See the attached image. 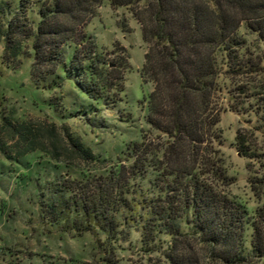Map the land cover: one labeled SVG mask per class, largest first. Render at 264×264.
<instances>
[{
    "label": "trees",
    "instance_id": "trees-1",
    "mask_svg": "<svg viewBox=\"0 0 264 264\" xmlns=\"http://www.w3.org/2000/svg\"><path fill=\"white\" fill-rule=\"evenodd\" d=\"M47 2L0 4V17L6 19L0 44L6 54L31 40L36 68L61 72L49 73L53 83L62 73L75 76L77 86L91 98L117 105L125 90L121 69L127 68L126 62H107L84 33L103 0ZM113 5L133 7L142 27L148 52L140 75L144 84L155 86L147 100L146 121L166 141L159 146L143 138L128 146L124 159L107 174L91 176L77 172L75 161H102L80 140L68 135L67 147L61 148L54 128L43 130L26 122L11 126L15 148L22 153L40 150L53 161L67 162L78 175L56 177L40 194L43 219L67 233L98 238L108 253L115 243L127 241L132 230L141 235L149 253L165 244L176 264H200L195 241L222 264H264V205L252 213L223 198L201 182L191 163L213 142L220 120L211 105L224 90L222 76L264 74V0H114ZM35 9L39 21L30 24ZM242 28L263 48L257 61L242 53L247 43ZM45 136L48 143L40 141ZM237 140L241 155L258 160L241 136ZM213 175L225 176L220 169H213ZM251 184L258 194L264 190V180ZM104 262L117 264L110 255Z\"/></svg>",
    "mask_w": 264,
    "mask_h": 264
},
{
    "label": "rangeland",
    "instance_id": "rangeland-1",
    "mask_svg": "<svg viewBox=\"0 0 264 264\" xmlns=\"http://www.w3.org/2000/svg\"><path fill=\"white\" fill-rule=\"evenodd\" d=\"M6 1L10 0H0V4ZM113 2L103 0L84 33L94 40L98 54L107 62H126L127 68L121 69L125 90L115 106L110 105L112 100L105 104L81 91L75 76L62 73L63 78L53 83L49 73L56 71L36 68L33 41L24 40L17 52L9 54L0 44V264H105L109 255L117 264H176L169 259L165 244L160 251L149 253L141 235L132 230L127 231V241L115 243L108 253L98 238L67 233L45 221L40 194L56 177L78 175L67 162L53 161L40 150L22 153L15 148L17 138L11 126L26 122L43 130L54 128L59 147H67L69 135L101 159V164L89 165L75 161L77 172L97 176L122 161L133 143L146 138L161 146L166 141L146 121L147 100L155 86L144 84L140 75L148 52L142 27L133 7H117ZM35 10L30 24L39 21ZM5 26L6 19L1 16L0 29ZM240 34L247 42L242 53L257 61L263 53L261 44L245 28ZM220 83L224 90L215 95L211 105L220 120L213 142L210 140L198 157H192L191 163L201 182L253 213L264 205V190L258 194L251 184L254 179L264 180V74L224 75ZM240 136L245 149L258 155V160L238 152ZM48 139L45 136L40 141L48 143ZM213 169H220L226 177L214 176ZM194 248L200 264H222L202 243L195 241Z\"/></svg>",
    "mask_w": 264,
    "mask_h": 264
}]
</instances>
